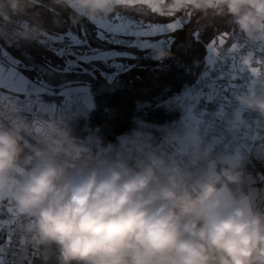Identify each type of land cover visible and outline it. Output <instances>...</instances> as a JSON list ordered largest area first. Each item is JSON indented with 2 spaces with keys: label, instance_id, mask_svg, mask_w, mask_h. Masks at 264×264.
<instances>
[{
  "label": "clouds",
  "instance_id": "obj_1",
  "mask_svg": "<svg viewBox=\"0 0 264 264\" xmlns=\"http://www.w3.org/2000/svg\"><path fill=\"white\" fill-rule=\"evenodd\" d=\"M113 3L78 0L81 15L91 19ZM203 3L226 10L249 43L264 47V0ZM20 6L21 0H0V15L10 22L8 9ZM239 99L264 113L260 90ZM25 127L0 123V197L32 218L31 241L54 245L61 264H264V210L238 188L199 179L162 157L134 162L125 149L135 143L130 138L110 142L103 158H82L65 138L30 145Z\"/></svg>",
  "mask_w": 264,
  "mask_h": 264
},
{
  "label": "flooded vegetation",
  "instance_id": "obj_2",
  "mask_svg": "<svg viewBox=\"0 0 264 264\" xmlns=\"http://www.w3.org/2000/svg\"><path fill=\"white\" fill-rule=\"evenodd\" d=\"M122 5L114 0L91 19L81 15L78 0H21V10L8 9L10 22L0 15V67L24 93L54 101L118 83L143 85L171 64L180 39L196 34L211 9L203 0H166L165 9H182L171 17ZM172 20L174 31L167 27Z\"/></svg>",
  "mask_w": 264,
  "mask_h": 264
},
{
  "label": "built area",
  "instance_id": "obj_3",
  "mask_svg": "<svg viewBox=\"0 0 264 264\" xmlns=\"http://www.w3.org/2000/svg\"><path fill=\"white\" fill-rule=\"evenodd\" d=\"M261 80H264V47L251 44L243 37L234 43L230 52L203 68L196 77V87L206 90L207 94L200 102L192 129L194 145H181L174 140L165 145L145 141L142 128L122 134L117 145L122 138H130L135 143H126L125 149H131L134 162H144L151 156L162 157L170 165H179L185 171L195 173L199 179L205 177L216 162L224 173L236 170L251 162L260 147L264 148V113L247 107L239 99L254 90L264 94ZM82 105V101L75 106L68 101L57 102L43 96H5L0 93V123L22 122L30 145L47 146L57 138H65L76 147L80 157L103 158L107 155V145L98 136L70 132L71 121L87 115ZM255 181L264 202V172L259 171ZM9 210L19 226L11 247L18 248L32 218L19 209Z\"/></svg>",
  "mask_w": 264,
  "mask_h": 264
},
{
  "label": "trees",
  "instance_id": "obj_4",
  "mask_svg": "<svg viewBox=\"0 0 264 264\" xmlns=\"http://www.w3.org/2000/svg\"><path fill=\"white\" fill-rule=\"evenodd\" d=\"M237 32L227 12L216 16L201 29L192 51L179 62L162 67L153 78L151 87L118 83L111 87L95 89L94 106L86 116H79L71 121L70 132L95 134L102 143L108 145L110 142L117 144L122 134L138 129L141 124L159 127L178 120L180 111L177 107L168 105V99L185 86L193 85L198 73L211 64L208 60L209 46L214 41L217 42L225 33ZM215 170L217 173L220 171V174L214 183L217 185L228 183L230 187L239 190L241 187L246 194L247 176L251 174L256 176L259 171L264 172V165L254 159L243 164L238 168L240 172L238 181L228 180V175H234V172L224 173L219 165H216ZM253 206L256 207L254 203ZM263 206L264 203L261 201L259 208L256 209L263 210ZM29 244L30 264H61L59 252L54 245L48 248L45 245L36 246L32 241Z\"/></svg>",
  "mask_w": 264,
  "mask_h": 264
},
{
  "label": "rangeland",
  "instance_id": "obj_5",
  "mask_svg": "<svg viewBox=\"0 0 264 264\" xmlns=\"http://www.w3.org/2000/svg\"><path fill=\"white\" fill-rule=\"evenodd\" d=\"M224 12H226V10ZM219 13L220 12H217L216 9H212V8L209 9L208 21H202L197 26L194 27L193 31L197 33L192 34V32H190L180 39L182 43L181 45H178L175 51L176 55L174 56V59L172 60L171 63L174 64L179 62L181 58H183L186 54L192 51L196 43L197 35L200 33L201 29L204 27L206 23H208L213 18H215L216 15H218ZM243 37L244 35L240 32H237L236 34H227L224 37L223 42H220L221 38H219L217 42H215L214 47L213 44L210 45L209 56H208V60L210 61V63H213L217 58L224 55L225 53L230 52V50L233 48L234 43L240 41ZM9 75H10L9 72H7L5 69H2L0 67V91H5L9 93L7 95L13 94V95L30 96L29 94L23 92L21 84L14 82L11 84V80L8 78ZM139 86L151 87L152 82L149 81L148 83ZM206 94H207L206 90L196 87L194 83L191 86L190 85L185 86L179 93L170 97L167 101V104L170 106L177 107L180 111V117L176 121L168 122L159 127L151 126L147 124H141L139 128L140 129L142 128V130L145 131L144 133L145 141L152 140L153 142L159 143L160 145H165L167 141L174 140L175 142L181 145H184L186 143L188 144L191 143L190 145H194V142L192 140V129L196 124L200 102L206 97ZM65 101H68L69 103H72L75 106L81 103L82 101L83 102L82 110L85 112H88L94 106L93 92L90 89L83 91L82 95L66 98ZM253 159L264 165L263 147H260L258 151L252 156V160ZM216 165L220 166L219 162H216L214 164L212 170L208 172L205 175V177L202 178V180L214 182L218 178L220 171L219 173L216 172L215 170ZM221 170L223 172L222 168ZM231 172H234V175L236 176H239L240 174L238 169L233 170ZM245 184L248 186L247 194H249L251 198V202H253L254 205L259 208V204L261 201L263 202V200L260 196V191L255 181V175L254 174L248 175ZM239 188H240L239 191L244 194V191L241 189V187ZM0 201H5L8 205V208L4 211L2 218L3 219L5 218L6 220H11L13 223H15V219L12 218L11 215V210H9L12 208L14 210H18V208L15 206L14 201L10 197H0ZM263 210H264V206H263ZM18 229L19 226L15 223V229L9 238L6 249H4L2 252L0 251V259H1L0 264H27L24 261L19 263L14 261V258L19 250L20 244L25 237V231H26L25 230L23 232V235L19 241L18 248L17 247L12 248L11 241ZM9 253H11L10 256H8ZM28 264H30V259Z\"/></svg>",
  "mask_w": 264,
  "mask_h": 264
},
{
  "label": "crops",
  "instance_id": "obj_6",
  "mask_svg": "<svg viewBox=\"0 0 264 264\" xmlns=\"http://www.w3.org/2000/svg\"><path fill=\"white\" fill-rule=\"evenodd\" d=\"M0 93L4 95L9 94L6 93L5 91H0ZM22 96H26V95H22ZM27 97H31V96H27ZM245 195H247L250 198L249 194L246 193ZM7 208H8L7 203L5 201H0V251L1 252L4 249H6L9 238L15 229V223H13L11 220H6L5 218L4 219L2 218V215L4 214V211ZM30 237H31V233L29 231H26L25 237L22 240L19 250L14 258V261H16L17 263L22 261L26 262L27 264L29 263V246H30L29 243L31 241Z\"/></svg>",
  "mask_w": 264,
  "mask_h": 264
},
{
  "label": "snow or ice",
  "instance_id": "obj_7",
  "mask_svg": "<svg viewBox=\"0 0 264 264\" xmlns=\"http://www.w3.org/2000/svg\"><path fill=\"white\" fill-rule=\"evenodd\" d=\"M120 3L122 4H129V5H143V6H147L148 10L154 14H158L159 16H171V17H176L178 13L182 14V9L178 8V7H174L171 9H165L164 8V4L166 3V0H120ZM188 16H191V13H188ZM176 20H172L169 22V24L167 25V27L170 30H175L176 27ZM227 34H223L221 36L220 42H223L224 37ZM215 46V41L213 42V47ZM255 71V69H254Z\"/></svg>",
  "mask_w": 264,
  "mask_h": 264
}]
</instances>
